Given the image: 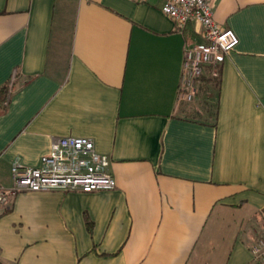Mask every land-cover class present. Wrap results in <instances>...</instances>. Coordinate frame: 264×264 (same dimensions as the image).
<instances>
[{
  "label": "crops",
  "instance_id": "obj_1",
  "mask_svg": "<svg viewBox=\"0 0 264 264\" xmlns=\"http://www.w3.org/2000/svg\"><path fill=\"white\" fill-rule=\"evenodd\" d=\"M163 2L0 0V184L67 136L91 139L116 181L10 198L3 264H264L251 251L264 232V0H214L238 44L218 92L204 68L190 103L177 100L183 49L202 29H178Z\"/></svg>",
  "mask_w": 264,
  "mask_h": 264
},
{
  "label": "built area",
  "instance_id": "obj_2",
  "mask_svg": "<svg viewBox=\"0 0 264 264\" xmlns=\"http://www.w3.org/2000/svg\"><path fill=\"white\" fill-rule=\"evenodd\" d=\"M130 1L145 3L149 0ZM213 7L214 0H164L161 6V12L178 29L193 21L200 25L204 38L203 44L184 46L178 102L190 103L197 93L203 69L210 68L211 75L217 76L218 65L238 44L232 30L222 29L215 23ZM109 166L108 157L95 150L91 139L74 136L55 139L48 152L41 155L37 166H24L19 161L12 163L10 184H0V209L20 192L113 190L116 181ZM251 251L256 257L264 256V232Z\"/></svg>",
  "mask_w": 264,
  "mask_h": 264
},
{
  "label": "trees",
  "instance_id": "obj_3",
  "mask_svg": "<svg viewBox=\"0 0 264 264\" xmlns=\"http://www.w3.org/2000/svg\"><path fill=\"white\" fill-rule=\"evenodd\" d=\"M218 73V70H217ZM219 75V74H218ZM217 76H212L208 79L212 88H215L216 92H218L219 89V79ZM7 104V88L0 87V112L5 110ZM86 226L88 230H91V222L86 219ZM0 264H3V262L0 260Z\"/></svg>",
  "mask_w": 264,
  "mask_h": 264
},
{
  "label": "rangeland",
  "instance_id": "obj_4",
  "mask_svg": "<svg viewBox=\"0 0 264 264\" xmlns=\"http://www.w3.org/2000/svg\"><path fill=\"white\" fill-rule=\"evenodd\" d=\"M213 93V92H212ZM211 101H213V100H211ZM213 105V104H212Z\"/></svg>",
  "mask_w": 264,
  "mask_h": 264
}]
</instances>
